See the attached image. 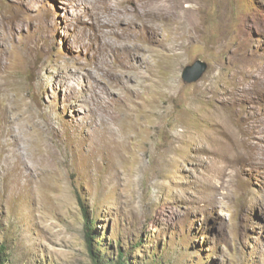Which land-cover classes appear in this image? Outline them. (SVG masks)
Returning a JSON list of instances; mask_svg holds the SVG:
<instances>
[{"label":"rangeland","instance_id":"rangeland-1","mask_svg":"<svg viewBox=\"0 0 264 264\" xmlns=\"http://www.w3.org/2000/svg\"><path fill=\"white\" fill-rule=\"evenodd\" d=\"M81 206L110 261L264 264V0H0L3 264H93Z\"/></svg>","mask_w":264,"mask_h":264},{"label":"trees","instance_id":"trees-1","mask_svg":"<svg viewBox=\"0 0 264 264\" xmlns=\"http://www.w3.org/2000/svg\"><path fill=\"white\" fill-rule=\"evenodd\" d=\"M83 214L85 215L84 230L86 237V245L93 264H126V256L120 252H118L119 256L112 261L107 258V254L103 253L102 255V248L100 247V245H98L100 243L97 242V230L94 228V225L96 223L95 221L97 219L96 217H93L92 220H89L87 211L84 207ZM2 254H4V252H0V264H3Z\"/></svg>","mask_w":264,"mask_h":264},{"label":"water","instance_id":"water-1","mask_svg":"<svg viewBox=\"0 0 264 264\" xmlns=\"http://www.w3.org/2000/svg\"><path fill=\"white\" fill-rule=\"evenodd\" d=\"M208 65L206 62L197 60L194 64L187 66L183 73L182 78L186 83H194L200 80L206 73Z\"/></svg>","mask_w":264,"mask_h":264}]
</instances>
